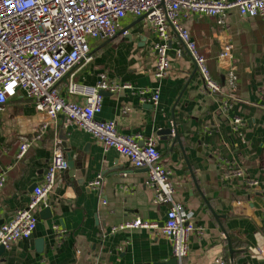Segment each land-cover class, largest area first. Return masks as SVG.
<instances>
[{
    "label": "crops",
    "instance_id": "1",
    "mask_svg": "<svg viewBox=\"0 0 264 264\" xmlns=\"http://www.w3.org/2000/svg\"><path fill=\"white\" fill-rule=\"evenodd\" d=\"M122 26L128 27L125 36L92 42V60L74 68L72 79L93 86L105 73L131 85L103 91L96 117L113 121L122 134L154 141L174 184V199L189 215L182 264H264L256 250L264 245V20L235 10L184 20L219 86L216 93L204 88L175 33L168 37L169 68L157 78V36L150 24L127 17ZM70 73L58 89L67 100L84 102L66 91ZM152 91L159 93L156 104ZM235 118L241 124L235 125ZM25 140L30 147L18 157ZM56 147L68 167L56 174L48 194L50 215L40 214L45 207H39L32 235L2 249L0 264H177L161 232L166 206L154 203L153 189L145 184L147 170L134 168L114 149L105 151L91 133L61 115L46 120L21 95L10 99L0 116V169L6 172L0 225L28 204ZM230 167L244 176L226 178ZM135 220L143 225L123 226Z\"/></svg>",
    "mask_w": 264,
    "mask_h": 264
},
{
    "label": "built area",
    "instance_id": "2",
    "mask_svg": "<svg viewBox=\"0 0 264 264\" xmlns=\"http://www.w3.org/2000/svg\"><path fill=\"white\" fill-rule=\"evenodd\" d=\"M229 10L264 20V0H0V116L8 101L21 95L31 99L46 120L54 121L61 115L66 122L91 133L105 151L114 149L127 157L134 168H145V184L153 189L154 203L166 206L161 232L170 241L177 264H182L188 253L191 224L183 205L174 199V184L154 141L142 140L139 134H122L113 121L96 117L101 111V92L131 89V85L111 81L105 73L95 85H82L72 79L71 71L92 60V42L108 40L117 34L125 36L128 30L122 23L129 17L149 23L157 36L153 44L157 78L163 77L169 68L168 37L173 32L202 74L204 88L216 93L219 86L208 74L184 20L195 15L223 17ZM69 73L67 93L81 95L84 102L69 101L60 93L58 82ZM150 100L153 104L158 102V91L151 92ZM233 123L239 125L241 120L235 118ZM29 147V141H22L17 156L22 157ZM67 167L64 152L56 147L28 204L0 225V247L8 249L15 241L32 235L37 210L46 207L56 174ZM237 176H244L237 168L230 167L225 173L226 178ZM5 180L6 172L0 169V188ZM247 182L257 184L254 180ZM98 184L99 179L90 182L91 186ZM140 225L143 223L135 220L123 226ZM256 250L264 260V245ZM217 263L223 264L219 260Z\"/></svg>",
    "mask_w": 264,
    "mask_h": 264
},
{
    "label": "water",
    "instance_id": "3",
    "mask_svg": "<svg viewBox=\"0 0 264 264\" xmlns=\"http://www.w3.org/2000/svg\"><path fill=\"white\" fill-rule=\"evenodd\" d=\"M128 28V27H127ZM127 28H125V30H127ZM101 95H102V92H101ZM176 137V136H175ZM40 214H42V215H44V216H49L50 215V210H49V208L48 207H45V208H43L41 211H40ZM226 236V239L228 240V243H229V239H228V237H227V235H225ZM229 245H230V243H229ZM3 248L2 247H0V251L2 250Z\"/></svg>",
    "mask_w": 264,
    "mask_h": 264
}]
</instances>
